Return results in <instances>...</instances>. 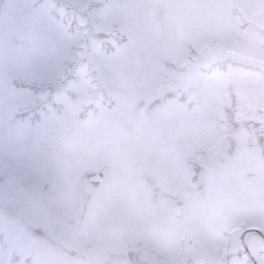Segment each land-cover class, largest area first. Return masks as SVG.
<instances>
[{"label": "rangeland", "instance_id": "obj_1", "mask_svg": "<svg viewBox=\"0 0 264 264\" xmlns=\"http://www.w3.org/2000/svg\"><path fill=\"white\" fill-rule=\"evenodd\" d=\"M0 264H264V0H0Z\"/></svg>", "mask_w": 264, "mask_h": 264}, {"label": "snow or ice", "instance_id": "obj_2", "mask_svg": "<svg viewBox=\"0 0 264 264\" xmlns=\"http://www.w3.org/2000/svg\"><path fill=\"white\" fill-rule=\"evenodd\" d=\"M71 23H63L62 21L50 30L49 42L47 47L39 52H30L29 58L25 65V73L28 77H32L47 85L49 82L57 83L55 77L63 72V52L67 47L64 37L69 35ZM52 91L51 88L48 89Z\"/></svg>", "mask_w": 264, "mask_h": 264}, {"label": "water", "instance_id": "obj_3", "mask_svg": "<svg viewBox=\"0 0 264 264\" xmlns=\"http://www.w3.org/2000/svg\"><path fill=\"white\" fill-rule=\"evenodd\" d=\"M85 177L94 187H97L102 180L103 172H87Z\"/></svg>", "mask_w": 264, "mask_h": 264}]
</instances>
